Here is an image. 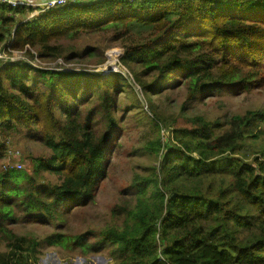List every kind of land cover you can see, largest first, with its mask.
<instances>
[{
    "label": "trees",
    "instance_id": "trees-1",
    "mask_svg": "<svg viewBox=\"0 0 264 264\" xmlns=\"http://www.w3.org/2000/svg\"><path fill=\"white\" fill-rule=\"evenodd\" d=\"M26 11L0 7V53L29 47L40 58H65L55 44L109 32L149 113L139 100L140 109L129 104L124 89H132L121 74L2 63L0 160L9 138L24 130L50 151L38 168L59 182L0 168V264H37L44 244L114 264H264V159L252 147L243 153L245 141L258 138L253 126L264 122V110L222 124L184 111L163 116L152 101L181 87L188 101L263 92L264 0L83 1L23 22ZM95 52L102 55L97 48L85 55ZM145 118L156 137L127 151L122 132ZM125 154H146L151 163H138L143 172L119 183L115 167ZM106 186L116 189L112 223L98 233L67 230ZM17 224L57 230L41 240L15 233Z\"/></svg>",
    "mask_w": 264,
    "mask_h": 264
},
{
    "label": "rangeland",
    "instance_id": "rangeland-1",
    "mask_svg": "<svg viewBox=\"0 0 264 264\" xmlns=\"http://www.w3.org/2000/svg\"><path fill=\"white\" fill-rule=\"evenodd\" d=\"M32 20V19H31ZM30 21V20H29ZM60 46L64 53L61 58H40L36 54V50H32L26 47L24 51H19L18 55L13 58L18 60H27L23 62L34 67L42 68L45 71H64V72H76L84 71L91 73H98L100 75L105 71L113 70V67H117L118 60L123 55L119 42L114 41V38L109 32H97L93 34L83 35L81 38L75 41H60L55 44ZM97 48L102 55L99 56L97 52L94 53V57H86V52L89 49ZM28 50L36 54L37 62H34V58L28 56ZM112 52H117V64L115 63V57L109 55ZM69 54L77 55L81 59L76 61H67L66 56ZM120 54V55H119ZM109 59V62H108ZM104 60V61H103ZM3 62L0 61V68ZM108 63V64H107ZM70 71H65V70ZM125 75L129 84V88L125 87V94L128 98L129 104L133 105L134 108L140 109L141 105L138 100L142 103L143 109L147 113L149 111L145 108L146 101H144L143 95L141 94V88L137 86L134 80V76L131 71L125 68ZM31 73V72H30ZM132 76V77H131ZM126 105L127 99L118 100V103ZM153 104L157 107L158 114L163 116H178L182 111L186 114V118L190 119L193 117H204L209 122L220 121L224 124L225 120L235 115H244L247 111L264 110V91L263 92H251V93H222L220 96H212L205 99H196L195 101H188L187 92L184 87L167 90L161 97H153ZM144 119V118H143ZM142 121H146L142 120ZM150 123L146 121L141 125H135L132 120L130 123V129L126 132H122L121 140L124 142L123 146L129 151L132 147H141L147 136L156 137V133L151 129ZM221 130L219 131V133ZM253 134L257 135L258 138L250 137L245 141V148L243 153L249 154V148L252 147L256 150V156L264 159V122H259L253 126ZM166 137L169 135L165 134ZM28 132L22 130L15 133L9 138L7 151L3 158L0 160V168L5 164L12 165L17 170H23L27 174L37 173V178L42 180L46 185H53L58 183V179L54 175L47 174L42 169L38 168L40 164H47L51 157L50 151L43 145L34 141ZM146 154L140 155V159L131 160L128 155L121 156L117 159L115 167V173L119 174V183H128L132 178L134 171L143 172L140 165L138 169L136 165L151 163L147 160ZM251 158V157H250ZM249 158V159H250ZM22 163V165L19 162ZM152 163L155 164L154 160ZM136 168V169H133ZM114 176V173H111ZM116 200V189L111 186L101 189L96 197L95 203L87 207L88 214L83 216L81 220L69 218L66 223V229L70 232H82L84 233L88 229L98 233L100 230L106 229L111 223L110 209L113 202ZM15 233L19 235L32 236L37 239H44L51 235L57 230L56 226H40L38 224H17L12 227ZM1 251H5L6 248L1 245ZM61 248L50 247L46 244L40 247V254L37 260V264H114L110 258L106 255L91 256L87 259L78 257L76 254H66Z\"/></svg>",
    "mask_w": 264,
    "mask_h": 264
},
{
    "label": "built area",
    "instance_id": "built-area-1",
    "mask_svg": "<svg viewBox=\"0 0 264 264\" xmlns=\"http://www.w3.org/2000/svg\"><path fill=\"white\" fill-rule=\"evenodd\" d=\"M83 1L98 2V1H102V0H0V7L1 6L11 7V8L26 7L27 11L25 14V18L27 21V20L33 19L34 17H36L42 13H45L51 9H54L57 7H62V6L69 5V4H79L80 2H83ZM125 1H128L129 3H133L134 1H137V0H125ZM32 53H34V52H32ZM18 54H20V53L12 52V51L8 52L7 54L0 53V61L3 63L27 62V60H25V59L18 60V59L13 58L15 55H18ZM33 58H34V62H37V58H36L35 53H34ZM118 65H120L119 60H118ZM32 67H34V66H32ZM34 68L42 69V68H38L37 66ZM125 71H126V69L120 65V67L117 66L113 70L105 71L103 74L107 75L106 73H108V74L119 73V74H122L124 77H126ZM14 162H19V161H14ZM4 166H12V165L5 164L2 167H4Z\"/></svg>",
    "mask_w": 264,
    "mask_h": 264
},
{
    "label": "bare ground",
    "instance_id": "bare-ground-1",
    "mask_svg": "<svg viewBox=\"0 0 264 264\" xmlns=\"http://www.w3.org/2000/svg\"><path fill=\"white\" fill-rule=\"evenodd\" d=\"M110 56H114V57H115V63H114V65L117 64V59H118V57H119V56H117V52H112V53L109 55V58H110ZM108 62H109V59H108ZM107 64H108V63H107ZM113 68H116V66L113 67Z\"/></svg>",
    "mask_w": 264,
    "mask_h": 264
},
{
    "label": "clouds",
    "instance_id": "clouds-1",
    "mask_svg": "<svg viewBox=\"0 0 264 264\" xmlns=\"http://www.w3.org/2000/svg\"><path fill=\"white\" fill-rule=\"evenodd\" d=\"M26 14V13H25ZM35 18V17H34ZM29 20H27L26 21V18H24V21L23 22H28ZM122 56V55H121ZM120 63V62H119ZM120 65H121V63H120ZM122 66V65H121ZM123 67V66H122ZM125 68V67H124ZM110 74H113V73H110ZM115 74V73H114ZM119 74V73H118ZM107 75H109V74H107ZM122 75V74H121ZM132 77V76H131ZM125 79L127 80V78L125 77ZM21 163V162H20Z\"/></svg>",
    "mask_w": 264,
    "mask_h": 264
},
{
    "label": "water",
    "instance_id": "water-1",
    "mask_svg": "<svg viewBox=\"0 0 264 264\" xmlns=\"http://www.w3.org/2000/svg\"><path fill=\"white\" fill-rule=\"evenodd\" d=\"M106 74H108V73H106Z\"/></svg>",
    "mask_w": 264,
    "mask_h": 264
}]
</instances>
